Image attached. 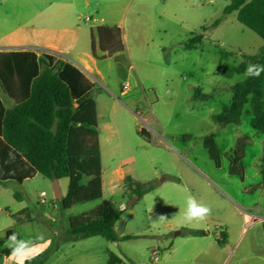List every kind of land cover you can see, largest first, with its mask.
Wrapping results in <instances>:
<instances>
[{"label": "rangeland", "instance_id": "374dc122", "mask_svg": "<svg viewBox=\"0 0 264 264\" xmlns=\"http://www.w3.org/2000/svg\"><path fill=\"white\" fill-rule=\"evenodd\" d=\"M51 1L56 0H0V37L51 40L79 29L90 40L91 22L86 17L96 16L99 9L118 8L125 55L149 107L126 103L118 94L120 75L114 61H101L105 80L96 82L95 94L105 141L103 198L63 209L55 199L53 181L42 175L22 186L2 187L0 204L13 212L28 207L34 220L16 223L0 213V246L9 231L25 239L43 234L45 241L51 240L50 247V225L61 229L67 216L92 212L106 199L121 210L122 235L135 237H89L67 245L47 264H108L110 252L126 264H264V182L255 188L262 182L258 172L264 136L251 126L250 102L239 124L221 126L212 119L230 105L232 86L244 80H236L243 73L226 77L225 67L258 54L263 39L237 20V12L224 15L229 0H89V7L86 0H78L74 11L59 10ZM217 20L219 24L210 28ZM201 33L202 41L187 48L189 39ZM221 50L233 54L222 58ZM198 87L212 97L193 98ZM106 122L114 124L116 133L104 127ZM237 149L244 150L243 174L232 173ZM117 168L137 182L153 184V189L137 197L125 176L121 173L119 179L114 173ZM68 183L67 177L58 181L63 197ZM15 191L21 200L14 201ZM189 195L212 209L206 220H184ZM160 215L167 219L159 220ZM191 227L206 229L208 236L189 235ZM225 230L229 238L220 243L217 235L222 239ZM176 231L182 233L175 236Z\"/></svg>", "mask_w": 264, "mask_h": 264}, {"label": "trees", "instance_id": "16d2710c", "mask_svg": "<svg viewBox=\"0 0 264 264\" xmlns=\"http://www.w3.org/2000/svg\"><path fill=\"white\" fill-rule=\"evenodd\" d=\"M224 15L237 12V20L255 32L264 41V0H229ZM219 24L213 22L210 28ZM97 43L91 35V52L96 58L113 57L116 62L130 66L125 55L121 27L100 25L96 28ZM204 35H193L187 48L200 43ZM97 48L103 53L97 55ZM233 53L221 50L222 58ZM238 65L224 69L226 77L245 72L249 63L264 65V45L256 55H245ZM0 85L14 101L12 109H5L0 100V184L33 178L40 173L45 178L69 179L66 196L58 200L63 209L75 204L103 198L102 164L99 150L97 105L93 97L95 84L80 69L69 62L57 61L50 54L37 56L33 51H0ZM251 94V95H250ZM212 93L196 88L193 98L208 100ZM250 102L251 126L264 136V73L258 78H247L232 86L229 106L212 115L221 126L239 124L246 103ZM140 134L150 139L145 129ZM12 153L14 159H10ZM243 149L235 150L232 173L243 174ZM260 172L264 182V138ZM129 188L137 197L153 189L151 183H140L125 176ZM14 197L21 200L15 191ZM17 222L31 221L28 209L21 212ZM121 210L104 199L89 214L69 218V228L63 241L101 236L108 241L128 240L135 236L120 235L117 224ZM188 234L205 236L207 231L188 229ZM220 243L226 242L222 232ZM59 241L46 249L29 264H45L58 249ZM108 264H126L117 254L110 252Z\"/></svg>", "mask_w": 264, "mask_h": 264}, {"label": "crops", "instance_id": "0c3cea01", "mask_svg": "<svg viewBox=\"0 0 264 264\" xmlns=\"http://www.w3.org/2000/svg\"><path fill=\"white\" fill-rule=\"evenodd\" d=\"M88 1L89 0H86V7L90 6ZM51 2H52L51 4L56 5L59 10L69 8L70 10L74 11L76 7H79L78 6L79 5L78 0H56V1H51ZM119 15H120V10L118 8H109L107 10H105V9L104 10H102V9L96 10V16H93V15L87 16L86 21L91 22L90 36L92 34L96 35V28L100 25H106V26H110V27H113V26L121 27ZM57 19H59V21H60L63 19V17L60 18L58 16ZM70 29H72V27ZM78 31H79V29H75V31H73L68 36H61V37L58 36L56 38H52L51 40H40V39H35V38H34L35 40H31L30 38L19 37V36H15L12 38L0 37V51H25V50H29V51L35 52L37 54V56H41L42 54H50V55L54 56L57 61H64V62L71 63L72 65H74L75 67L80 69L83 73H85L87 75V77H89L93 81V83L95 84L93 97H94V99L96 101V105H97V114H98V128H97V130H98V136H99V150H100L101 164H102V154H103V147H104L105 141L101 135V126H102V124H101V112L99 109L95 90H96V82L97 81L103 82L105 80V76L103 75L102 71L99 69V63L101 61H114L116 70H117L118 74L120 75V85H119L118 94H119V96H122L124 98V101L126 103L136 104V103L142 102L141 103L142 109H146L149 106L140 97L141 96L140 89H139L140 85H139V82H138L136 75L133 72L132 65L125 68V66H123V64L116 62L113 57L96 58L91 52V38H90V40H89V38L86 39L84 34L81 32H78ZM95 41L97 43L96 37H95ZM102 54L103 53L99 50V48H97V55L101 56ZM92 71L95 72L94 77L89 75V74H91ZM124 83H127L129 85V88L125 91H122L121 86ZM102 85H103V83H102ZM0 100L3 104V106L5 107V109H7V110L12 109L15 106V101L8 94H6L4 92L1 85H0ZM106 109H107V103L105 102V103H103V111ZM104 127L107 130H111L112 132L116 133L114 124L106 122ZM138 129H140V127ZM262 143H263V141H262ZM114 173L118 175L119 179L122 178V175H124V176L126 175L125 172L122 171L120 168H117L114 171ZM121 173H122V175H121ZM38 175H41V174L37 173L33 178H28V179L24 180L23 183L20 185L22 186V185H24V183L26 181L35 179ZM258 175H260L262 177L260 170L258 172ZM102 181H103V187H104L103 169H102ZM13 183H17V182L12 180V181H7L3 184H0V190L3 189L2 187L6 188L7 186H13ZM13 194H14V192H13ZM41 194H43L44 197L46 196L45 191H42ZM14 201H17V199L14 198ZM41 201L44 203L46 200L41 199ZM121 208H124V206H122ZM25 209H28V207H21L18 211L13 212L12 209H10L9 205H1L0 204V213L5 212V214L8 217H11V219H13L16 223H17V220H16L17 216H19L21 214V212ZM90 212L91 211L86 212V213H82V214H89ZM71 216H74V215L67 216L68 219L65 220V223H63L64 225H61V229L55 228L52 225H50L51 230H52L51 238L53 240L52 245L50 247H52L56 241H59V247L56 251H54L49 256V258L47 259L45 264H47V262L50 260V258L58 257V253L60 251H62V249L64 247H67V245H73L75 242L83 240V239H80L77 241H63V237L66 236V232L69 228V218ZM31 217H32V215H31ZM59 217L61 220H63L64 216H62L61 214L60 215L58 214L57 218L59 219ZM55 219H53V220H55ZM33 220H34V218L32 217L31 221H26V222H32ZM64 226H65V228H64ZM124 228H125V225H124ZM188 229H197V230L207 231L206 229H200V228H195V227H191ZM228 231L227 230L224 231L226 233V241L229 238ZM181 233L182 232H180V234ZM8 234L10 235L9 231H8ZM119 234L122 235L123 233H119ZM192 236H194V235H192ZM207 236H208V234L205 236H194V237L203 238V237H207ZM217 237H218L217 239H219L218 235H217ZM84 239H86V238H84ZM50 247H48V248H50ZM9 251L10 250L8 248H6L5 246H0V264H12V262L8 258L9 257ZM119 257L123 259V257H121V256H119ZM66 264H72V261H70V263H66Z\"/></svg>", "mask_w": 264, "mask_h": 264}, {"label": "clouds", "instance_id": "9594fccd", "mask_svg": "<svg viewBox=\"0 0 264 264\" xmlns=\"http://www.w3.org/2000/svg\"><path fill=\"white\" fill-rule=\"evenodd\" d=\"M261 73H264V65L249 63L243 76L237 77L236 80L258 78ZM9 156L10 159H14L12 153ZM211 212L212 209L208 205L198 201L195 196L189 195L183 211V218L188 223H192L193 221L202 222L211 215ZM158 219L163 221L167 219V216L160 215ZM50 244L51 240L45 241L43 234H39L35 238L25 239L15 232L8 235L4 242V246L10 250L8 258L12 264H29L30 261H33L37 256L42 254Z\"/></svg>", "mask_w": 264, "mask_h": 264}, {"label": "water", "instance_id": "95a60500", "mask_svg": "<svg viewBox=\"0 0 264 264\" xmlns=\"http://www.w3.org/2000/svg\"><path fill=\"white\" fill-rule=\"evenodd\" d=\"M53 190H54V196L55 199L60 200L62 199V194L59 188L58 180H53ZM134 200H131V203H133ZM124 222L120 220L117 224L116 230L118 233H122L124 231ZM180 231L175 232V236L179 235Z\"/></svg>", "mask_w": 264, "mask_h": 264}, {"label": "built area", "instance_id": "2783aa9c", "mask_svg": "<svg viewBox=\"0 0 264 264\" xmlns=\"http://www.w3.org/2000/svg\"><path fill=\"white\" fill-rule=\"evenodd\" d=\"M128 88H129V85H128L127 83H124V84L122 85V91H125V90H127ZM156 253H157V252H154L155 255H156ZM154 259L157 260L158 257L155 256Z\"/></svg>", "mask_w": 264, "mask_h": 264}]
</instances>
